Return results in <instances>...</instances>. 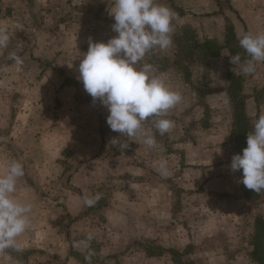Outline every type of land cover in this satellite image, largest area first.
<instances>
[{"label":"crops","instance_id":"1","mask_svg":"<svg viewBox=\"0 0 264 264\" xmlns=\"http://www.w3.org/2000/svg\"><path fill=\"white\" fill-rule=\"evenodd\" d=\"M156 2L176 14L173 44L150 51L142 63L154 65L183 99L164 117L174 122L164 135L153 126L156 117L144 123L143 131L157 141L154 148L139 134L124 151L111 142L127 137L110 129L108 110L93 103L78 79L89 38L107 42L117 35L112 30L115 0H103L86 12L84 21H79L80 12L77 21L62 20L63 12L53 2L38 6V21L23 26L21 45L25 50L33 45V50L32 57L20 54L22 65L0 48V129L7 134L0 138V174L10 161L21 162L25 175L14 195L32 204L30 227L18 238L22 251L0 253V264H20L16 256L27 251L34 252L36 264H89L85 257L90 250L97 257L90 264H173L171 250L195 264H255L243 250L247 243L239 239L241 221L250 234L252 203L243 197L238 171L230 169L236 151L234 103L227 89L231 75L239 78L245 116L253 128L264 113V62H255L256 72L245 75L230 56L240 54L231 48H242L239 38L245 33H264V0ZM228 28L233 29L232 42ZM187 29L197 50L209 41L222 46L218 55L181 60L179 42ZM241 58L250 59L245 50ZM63 79L71 85H62ZM33 126L37 136L25 135ZM11 142L20 150H13ZM65 151L71 156L67 184L61 180ZM161 161L167 163V177L159 172ZM27 168L36 181L34 195ZM97 194L101 198L93 206L84 204L85 197ZM259 208L264 218V195ZM89 232L94 236L89 246L74 248Z\"/></svg>","mask_w":264,"mask_h":264},{"label":"clouds","instance_id":"2","mask_svg":"<svg viewBox=\"0 0 264 264\" xmlns=\"http://www.w3.org/2000/svg\"><path fill=\"white\" fill-rule=\"evenodd\" d=\"M112 30L117 35L107 42H93L89 38V48L79 64L78 79L84 90L108 110L106 122L110 129L127 137L114 138V142L124 151L128 141L138 134L143 135V143L149 148L157 144L155 137L143 131L149 118L160 135L174 127V122L164 118L170 109L182 102V93L174 90L163 74H157L154 65L142 63L147 53L167 50L173 44L172 33L175 12L156 0H115L112 13ZM9 35L0 28V48L7 47ZM240 47L250 59L242 62L240 54L230 56L232 65H239L245 75L256 72L255 62H264V33H245L239 38ZM9 59L17 65L23 60L12 53ZM239 74V73H234ZM247 147L243 153L232 157V172L242 170V183L246 188L259 194L264 192V113L256 119L251 131L247 132ZM161 176L170 173L166 161L159 164ZM25 175L24 166L17 160L7 164L0 174V253L7 250L22 251L18 238L26 232L31 223L32 204L21 201L14 195L20 178ZM100 195L84 198V204L93 206ZM94 239L91 232L84 240L74 242L73 247H88ZM95 255L90 250L85 257L91 261Z\"/></svg>","mask_w":264,"mask_h":264},{"label":"rangeland","instance_id":"3","mask_svg":"<svg viewBox=\"0 0 264 264\" xmlns=\"http://www.w3.org/2000/svg\"><path fill=\"white\" fill-rule=\"evenodd\" d=\"M52 2L54 3V5L56 4V6L61 10V12H63L62 14L60 13L59 18H61L62 20L66 21H71V20H78L79 18V12L83 13L84 15H81L80 18L81 20L79 21H84L88 16H86V12L88 11H94V8H97L99 6H101V4H103V0H0V28H12V31H7L8 35H9V42L7 47H4L5 49V54L7 55H11L12 53H15L17 56H20V54L24 55V54H29L32 57V50H33V45L28 47V50H25V46L21 45V42L23 44H25V42H23V38L24 37V30H23V26H27V25H31L35 22L38 21V15L36 14V9L38 8V6H44L46 4L47 5H51ZM110 5V4H109ZM69 6V7H68ZM70 8V9H69ZM71 10V11H70ZM76 13V14H75ZM73 15H75V18H73ZM95 17H99V16H95ZM110 28V27H109ZM7 30V29H6ZM22 38V39H21ZM25 38V37H24ZM183 38V42H179L180 43V59L186 61H194V58L198 59V61H201L200 59H205L207 58L206 55V51H201V50H197V48L193 47V40H188L189 38L193 39V33L189 32V29H187V33L185 35V33L182 36ZM236 50V51H235ZM238 50V51H237ZM26 51V52H25ZM197 51H199L198 53H196ZM231 51H234L235 53H240L243 56L244 53V49L243 48H237V47H233L231 48ZM7 58H9V56H7ZM6 59V57L4 58V60ZM28 62H31V60L27 59ZM8 63H10L9 60H7ZM33 61V60H32ZM206 62V61H205ZM28 69V68H27ZM30 70V69H29ZM32 71V70H31ZM71 80H62L61 84L62 85H71ZM81 84H83L82 82H80ZM12 85L10 84L8 87H10V89H12ZM0 86H3L2 83L0 84ZM13 90V89H12ZM13 97V101H16L18 99V95H12ZM41 119H45V112L43 115L39 114ZM1 119V117H0ZM38 120H40L39 118H37ZM103 131V129H102ZM37 128L35 126L31 127V128H27V132L25 133V135H29L31 136L32 134L37 136ZM103 133V132H102ZM5 134V131L2 129H0V138H3ZM7 135V134H5ZM7 144H11L12 145V149L16 150L19 147H16L18 145H15L14 143H7ZM27 148L30 146L28 145V143H25ZM24 144V145H25ZM23 145V144H22ZM23 146V147H26ZM26 149V148H25ZM12 150V151H13ZM71 161V156L68 152H63V159L61 160V166L63 167L64 171L62 175V182L66 184L70 182L71 180V172L68 173L69 167H68V162ZM76 167H78V165H76ZM71 168V167H70ZM73 171V170H71ZM33 170L31 168H27L26 173L28 175L27 178V182L31 185H33V187L29 188V192L31 193V195H34L36 193L35 188H36V181L35 178L32 179L31 176L32 175ZM239 175V173H238ZM239 185H240V180H239ZM241 187V185H240ZM242 189V188H241ZM35 191V193H34ZM260 206V200L257 203H252L251 206L249 207V210L251 212V214H249V217L252 218V224L250 225V234L247 233V229H244V222L241 221V224H239V230L242 229V232H240L241 236H239V239L243 240V243H247L245 246L247 247L248 243L250 242V238L252 236V232H253V224H254V220L256 215L260 214L261 210L259 208ZM244 217H246V213L242 212V218L244 220ZM249 225V223H248ZM247 228V225H246ZM248 234V235H247ZM241 237V238H240ZM93 247H96L95 245H92ZM92 247V248H93ZM246 247L244 248L243 246V250L246 251ZM11 250V249H10ZM12 251V250H11ZM12 253H14V251H12ZM34 256V252L33 251H27L26 253H22V254H18V256H16L18 262L20 264H36L38 261L34 260L33 257ZM32 257V258H30ZM94 257H96L94 255ZM182 257V255H181ZM97 258V257H96ZM94 260V259H93ZM183 260V259H182ZM184 261H189V260H184Z\"/></svg>","mask_w":264,"mask_h":264},{"label":"trees","instance_id":"4","mask_svg":"<svg viewBox=\"0 0 264 264\" xmlns=\"http://www.w3.org/2000/svg\"><path fill=\"white\" fill-rule=\"evenodd\" d=\"M186 35V34H185ZM234 39L233 29H227V40L232 42ZM188 40H193L189 38ZM195 45V42H193ZM195 47V46H193ZM201 50L206 51V57L208 56H216L219 53V50L222 46L217 45L216 43L205 41L200 47ZM229 87L228 92L230 98L234 103L233 108V122H232V131L231 134L234 138L235 151L236 154L243 153V149L247 147L246 138L247 132L252 130L251 124L244 112V98L241 95V85L240 80L234 75L229 77ZM240 185L242 188L243 197L249 203H257L261 197L264 195L262 193H255L254 191L246 188V186L241 182L243 179L242 170H238ZM173 264H195L192 261H184L182 260L181 254L177 251L171 250L169 251ZM246 255L247 257L255 264H264V218L261 214L256 215L254 224H253V232L250 238V242L246 247Z\"/></svg>","mask_w":264,"mask_h":264}]
</instances>
